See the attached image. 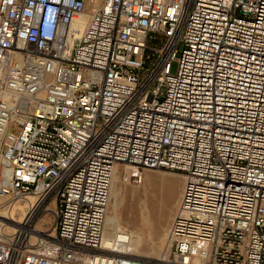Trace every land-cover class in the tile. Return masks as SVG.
<instances>
[{"label":"built area","instance_id":"2783aa9c","mask_svg":"<svg viewBox=\"0 0 264 264\" xmlns=\"http://www.w3.org/2000/svg\"><path fill=\"white\" fill-rule=\"evenodd\" d=\"M145 168L184 178L156 259L101 248ZM30 196L53 233L1 225L0 264H264V0H0V197Z\"/></svg>","mask_w":264,"mask_h":264},{"label":"rangeland","instance_id":"374dc122","mask_svg":"<svg viewBox=\"0 0 264 264\" xmlns=\"http://www.w3.org/2000/svg\"><path fill=\"white\" fill-rule=\"evenodd\" d=\"M176 66L173 62L172 73ZM122 172L120 169L116 173L108 213L115 217L118 228L131 236L134 251L128 255L143 259L160 258L168 249L166 232L178 205L184 178L176 171L145 168L142 181L134 184L124 181ZM22 200L0 197V214L18 221L25 215ZM30 219L32 227L37 230V234H31V243L44 234L53 233L56 221L53 206L39 204Z\"/></svg>","mask_w":264,"mask_h":264},{"label":"bare ground","instance_id":"6f19581e","mask_svg":"<svg viewBox=\"0 0 264 264\" xmlns=\"http://www.w3.org/2000/svg\"><path fill=\"white\" fill-rule=\"evenodd\" d=\"M85 21H86L85 17L80 18L77 21L76 25L78 28L75 30L76 36L80 34L81 28L85 24ZM118 171H116L113 175L112 182H111V188L116 178V173H118ZM111 188H110L109 200L111 196ZM22 201H24L23 214L25 215L24 217H22L23 216L22 215L21 218L18 219V221H15L10 217H6L0 214V226L3 225L4 232L10 233L15 230H19V228L22 227L23 224H25V220L30 219V216H32V214L34 213V211L36 210L38 206L37 199L32 196L23 198ZM8 230H11V231L9 232ZM30 233L37 234V230L30 227ZM101 248L114 250L115 252H118L120 254L121 253L130 254V252L134 251L133 241L131 240V236L128 233H126L124 230H120L118 228L115 217L110 215L108 213V210L106 211L103 228H102Z\"/></svg>","mask_w":264,"mask_h":264}]
</instances>
